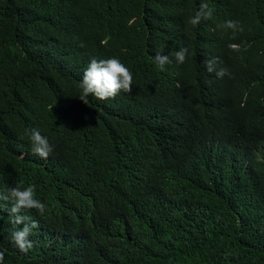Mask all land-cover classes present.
I'll return each mask as SVG.
<instances>
[{"label": "trees", "instance_id": "16d2710c", "mask_svg": "<svg viewBox=\"0 0 264 264\" xmlns=\"http://www.w3.org/2000/svg\"><path fill=\"white\" fill-rule=\"evenodd\" d=\"M202 2L213 18L192 26ZM111 57L132 92L81 101ZM31 128L47 159L16 157ZM18 184L46 221L23 213L40 225L25 255L0 207L4 264H264V0H0V192Z\"/></svg>", "mask_w": 264, "mask_h": 264}, {"label": "clouds", "instance_id": "9594fccd", "mask_svg": "<svg viewBox=\"0 0 264 264\" xmlns=\"http://www.w3.org/2000/svg\"><path fill=\"white\" fill-rule=\"evenodd\" d=\"M214 11L215 9L210 7L208 3L202 2L195 14L189 17L188 23L192 26H198L203 20L212 19ZM221 27L232 31L231 39H236V35L244 30L239 20L229 19ZM228 47L233 51L240 50V45L238 44H229ZM172 55L178 64H184L189 56V49L181 47ZM154 60L161 71L165 70L166 64L171 63L169 56L159 53L156 54ZM221 63L218 57L208 59L205 61L206 70L209 73L214 72L218 78L230 75L226 68L218 67ZM133 83V72L119 57L100 60L93 58L83 71L82 79L79 82L81 89L80 99L85 101L88 96H94L101 101L115 99L121 92L131 93ZM28 132L32 147L30 149L28 144L21 151H18L16 157L21 159L37 155L42 159H47L53 152V146L48 138L43 136L38 128H31ZM11 180L12 178L8 177V182ZM0 202H2L0 207L11 205L8 211L13 228L10 230L9 238L19 252L26 255L34 248V242L30 239V236L33 230L39 228L40 225L31 216L23 213L34 209L38 215H42L41 219L46 221L43 214L48 206L37 198L35 185H28L22 188L18 184L15 187H9L0 192ZM5 251L0 250V264H4Z\"/></svg>", "mask_w": 264, "mask_h": 264}]
</instances>
